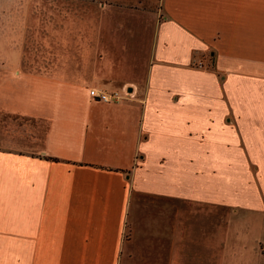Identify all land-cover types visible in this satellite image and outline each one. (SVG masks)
I'll return each mask as SVG.
<instances>
[{
	"label": "crops",
	"instance_id": "0c3cea01",
	"mask_svg": "<svg viewBox=\"0 0 264 264\" xmlns=\"http://www.w3.org/2000/svg\"><path fill=\"white\" fill-rule=\"evenodd\" d=\"M162 9L145 100L51 80L19 101L50 123L35 149H0V264L242 263L243 250L215 244L230 207L260 215L264 238V121L238 128L223 99L264 92V0Z\"/></svg>",
	"mask_w": 264,
	"mask_h": 264
},
{
	"label": "rangeland",
	"instance_id": "374dc122",
	"mask_svg": "<svg viewBox=\"0 0 264 264\" xmlns=\"http://www.w3.org/2000/svg\"><path fill=\"white\" fill-rule=\"evenodd\" d=\"M164 20L162 0H0V149L29 151L41 144L50 119L16 110L21 99H30L35 86L40 90L69 81L88 91L96 81V86L117 91L122 99L145 100ZM191 66L209 69L211 62L194 56ZM51 80L57 84L48 83ZM237 97L234 92L223 94L236 125L251 118L264 121V92L249 93L243 101ZM237 102L245 105L232 107ZM251 135L259 143V131ZM259 216L252 208H229L223 225L228 236L217 238L215 244H229L247 257L231 264H249L254 245L264 255V238L254 231Z\"/></svg>",
	"mask_w": 264,
	"mask_h": 264
},
{
	"label": "built area",
	"instance_id": "2783aa9c",
	"mask_svg": "<svg viewBox=\"0 0 264 264\" xmlns=\"http://www.w3.org/2000/svg\"><path fill=\"white\" fill-rule=\"evenodd\" d=\"M127 93V91H125ZM89 94L93 98L101 101H116L122 99V95H120L117 91L109 92L103 89L98 88H90Z\"/></svg>",
	"mask_w": 264,
	"mask_h": 264
},
{
	"label": "water",
	"instance_id": "95a60500",
	"mask_svg": "<svg viewBox=\"0 0 264 264\" xmlns=\"http://www.w3.org/2000/svg\"><path fill=\"white\" fill-rule=\"evenodd\" d=\"M127 90H128L129 92H132V87H128Z\"/></svg>",
	"mask_w": 264,
	"mask_h": 264
},
{
	"label": "trees",
	"instance_id": "16d2710c",
	"mask_svg": "<svg viewBox=\"0 0 264 264\" xmlns=\"http://www.w3.org/2000/svg\"><path fill=\"white\" fill-rule=\"evenodd\" d=\"M54 160H57L56 158H53Z\"/></svg>",
	"mask_w": 264,
	"mask_h": 264
}]
</instances>
